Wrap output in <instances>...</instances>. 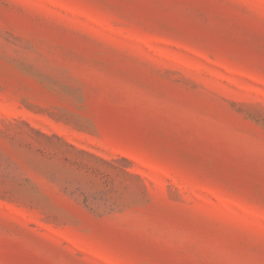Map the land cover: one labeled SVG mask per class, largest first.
Instances as JSON below:
<instances>
[{
	"label": "rangeland",
	"instance_id": "374dc122",
	"mask_svg": "<svg viewBox=\"0 0 264 264\" xmlns=\"http://www.w3.org/2000/svg\"><path fill=\"white\" fill-rule=\"evenodd\" d=\"M0 264H264V0H0Z\"/></svg>",
	"mask_w": 264,
	"mask_h": 264
}]
</instances>
